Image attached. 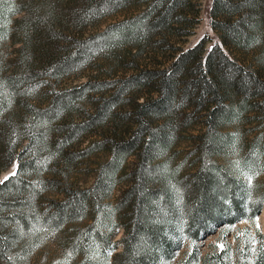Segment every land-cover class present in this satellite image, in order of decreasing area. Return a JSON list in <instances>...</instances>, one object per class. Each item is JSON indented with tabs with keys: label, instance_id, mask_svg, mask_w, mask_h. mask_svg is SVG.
<instances>
[{
	"label": "trees",
	"instance_id": "trees-1",
	"mask_svg": "<svg viewBox=\"0 0 264 264\" xmlns=\"http://www.w3.org/2000/svg\"><path fill=\"white\" fill-rule=\"evenodd\" d=\"M135 4L144 7L138 14L85 35ZM198 5L0 0V259L23 260L43 235L58 234L62 257L48 264H171L184 242L196 243L213 225L258 216L264 0H212L217 39L183 50L174 40L190 34ZM8 42L17 45L10 60ZM225 48L255 51L256 61L246 64ZM146 50L169 63L141 67L135 60ZM126 54L133 74L55 84L101 57L121 64ZM253 122L249 139L235 129ZM197 123L201 133L187 135ZM184 139L195 142L190 162L178 161ZM87 160L95 165L88 168L93 181L82 186L69 174ZM14 163L15 173L1 178ZM118 186L121 194L111 201ZM119 230L123 250L111 257ZM258 237L254 253L237 264H264V235ZM198 255L195 248L183 264H198ZM207 264H231L228 249L209 254Z\"/></svg>",
	"mask_w": 264,
	"mask_h": 264
},
{
	"label": "rangeland",
	"instance_id": "rangeland-1",
	"mask_svg": "<svg viewBox=\"0 0 264 264\" xmlns=\"http://www.w3.org/2000/svg\"><path fill=\"white\" fill-rule=\"evenodd\" d=\"M212 0H199V11L197 14V21L194 23L193 28H190V34L178 39H175V44L183 50H187L196 46L200 41H207V47H210L214 40L217 39V34L211 29L209 22V9ZM143 5L135 4L127 9L120 12L112 14L105 17L101 22L94 26L88 28L84 33L85 35H93L103 31L108 25L120 22L124 19L133 17L138 14L143 9ZM211 39L213 41H211ZM17 45H11L10 42L6 43L4 46V54L7 59H14L15 53L14 49ZM228 55H232L240 59V61L250 64L256 61V52L250 51L248 53L240 54L233 49H226ZM168 56L161 54V52L146 50L144 54L137 58L135 61L141 67L148 68H158L167 65ZM131 56L128 57L126 54L123 63L119 64V61L110 57H101L97 60L90 68L73 74L71 76L65 77L58 81L56 84L57 88H68L71 86L80 85L88 80L96 79H107L112 77H124L135 73L137 70L135 67L132 68ZM256 123L246 124V126H237L235 129L242 132L245 135V139H249L254 136V132L251 130L256 127ZM202 131V125L199 123L187 132V135H198ZM96 138V137H93ZM85 143L84 145H86ZM194 139H184L178 146V161L191 159V153L194 149ZM237 155V153H236ZM234 154L230 157L229 162H235L237 156ZM102 160V157H93L94 160ZM190 162V160H188ZM226 161V160H225ZM228 161V160H227ZM91 165V166H90ZM95 167L92 160H87L79 168H75L69 174L70 180L78 182L79 185L89 186L93 181V174L89 173L88 168L92 169ZM16 171V163H14L7 171L3 172L1 178H5L10 174H14ZM254 180V179H253ZM256 183L259 188L264 189V171L260 172L256 176ZM123 186H118L113 194L111 201H116L121 194ZM55 197H59L56 195ZM264 235V207L259 212L258 216L253 220H240L234 225L228 226L224 225H213L210 227L209 231L203 232L196 243L187 240L181 246V248L175 253L171 264H183L189 254H191L196 248L199 253L198 264H207V257L209 254L219 253L223 249H228L229 255L231 257V264H237L239 260L247 255H252L256 250L259 237L258 234ZM125 233L123 230L117 231L113 236V241L115 243V248L109 251L111 257L120 253L123 250L121 240ZM58 234H52L51 236H42L40 239V244L33 250L30 255L20 261L14 260V262H9L4 259H0V264H48L50 262L57 261L62 257V247L57 243ZM248 243V244H246ZM251 257V256H250ZM206 259V261H205Z\"/></svg>",
	"mask_w": 264,
	"mask_h": 264
}]
</instances>
